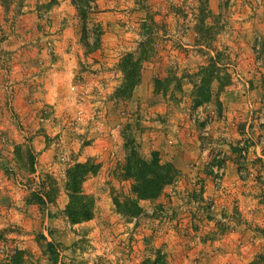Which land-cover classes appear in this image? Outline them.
Segmentation results:
<instances>
[{"label":"rangeland","instance_id":"obj_1","mask_svg":"<svg viewBox=\"0 0 264 264\" xmlns=\"http://www.w3.org/2000/svg\"><path fill=\"white\" fill-rule=\"evenodd\" d=\"M0 19V264H264V0H0ZM206 44L228 82L193 106ZM31 54L33 81L56 98L45 105L95 120L74 134L75 148L92 133L101 145L82 183L92 216L78 223L63 215L64 170L89 157L53 144L39 159L16 134L14 89L30 82L13 63ZM125 55L140 63L121 96ZM130 148L177 173L133 216L111 201L130 195L118 176ZM41 181L55 188L42 205L28 200Z\"/></svg>","mask_w":264,"mask_h":264},{"label":"trees","instance_id":"obj_2","mask_svg":"<svg viewBox=\"0 0 264 264\" xmlns=\"http://www.w3.org/2000/svg\"><path fill=\"white\" fill-rule=\"evenodd\" d=\"M75 7H77L74 4ZM213 55L207 58V62L199 66L194 73L199 77V83L193 85L192 105L197 106L209 100L210 85L217 82V91L228 82V73L225 72L224 63H218L219 51L212 50ZM227 57V56H226ZM224 58V57H223ZM140 60H133L130 55L121 58L119 67L122 70V81L117 89L121 96L128 95L138 81V69ZM223 68V69H222ZM224 70V72H222ZM222 72L223 76L220 75ZM223 79L221 80V78ZM226 78L225 81H223ZM220 80V81H219ZM162 86L156 80V87ZM164 86V84H163ZM162 86V87H163ZM201 121L198 126H202ZM246 147V145L244 144ZM241 150V147L238 149ZM263 152V149H261ZM98 164L88 158L83 162L74 161L64 170V192L67 202L63 208V215L71 222L78 223L92 216L91 199L82 191V183L89 176L96 173ZM175 168L168 162H161L155 152L149 159L141 157L134 149L130 148L126 154L124 165L118 171L120 179L129 180L128 192L130 195L113 194L112 204L117 212L126 215H136L140 212L138 199H153L158 196L164 185L169 184L176 176ZM40 188L30 193L29 201L44 204L54 199L55 188L52 182L45 184L40 182ZM18 264V263H16Z\"/></svg>","mask_w":264,"mask_h":264},{"label":"crops","instance_id":"obj_3","mask_svg":"<svg viewBox=\"0 0 264 264\" xmlns=\"http://www.w3.org/2000/svg\"><path fill=\"white\" fill-rule=\"evenodd\" d=\"M31 55L32 56L28 57L26 60L25 59L23 60V57H21V59L19 57L20 66L16 63H13L14 70L15 71L18 70L20 72L19 78L23 81L24 79L21 77H26L27 81L30 82V85L27 88L29 93L25 94L23 97L20 98L15 94L16 88L14 89V97L12 98V108L15 110V112L16 110L18 112L16 122L21 123L23 125L22 130H18L16 134L18 135L19 138L24 139L26 141V143L25 142L24 143L27 144V146L29 145L30 147L32 146L31 150L34 157L37 155V157L41 159L44 156L47 155L52 156L54 154L52 150L53 144L55 146L60 147L57 148V150L60 152H64L68 147L71 146H74L75 148V144L77 145V140L83 139V136L82 137L79 135L74 136V134H79L78 132H81L84 135V137L89 136V134L86 133L89 132L90 129L93 130L92 124L93 122H95V120H93L92 123L89 122L85 125L86 123L85 121L81 122V121L70 120L73 107L71 109V113L69 114L68 111L63 110L60 106L57 105H52V107L46 106L50 104L51 102L50 100L54 101L56 100V98L53 97L51 94L44 92L43 88L48 84L47 82H45L44 85L41 86L40 84L37 85L33 81V78H35L34 72L36 71L35 66L37 64L35 65L33 63V61L36 59V56L33 54ZM17 56L18 54L15 53L14 58ZM40 60L41 59H38V61ZM42 66L43 65H41V68ZM28 68L29 69L33 68V73H31L30 71L26 73L25 70H27ZM46 88L47 90H50L48 86H46ZM22 101H24L23 104ZM40 104L42 105L44 104L43 107L46 108V113L44 115L40 113L39 110ZM80 109L82 110V108ZM0 110L3 111L4 107L2 106ZM83 110H84L83 118L84 117L86 118L87 114L85 115V108H83ZM38 115L39 117L40 116L43 117V122L38 121ZM39 125H41L40 128ZM90 136L92 137V139L89 140L87 144H84L83 146L80 145L76 146L75 149L78 150V155L75 154L76 152L72 154V155H76V157L79 160L80 159L83 160L86 157L90 158L96 155V153L99 152L100 150L101 145L98 140L99 137L96 136V133L95 134L92 133L90 134ZM96 141H97L96 143L97 145H95ZM77 158L75 159L77 160Z\"/></svg>","mask_w":264,"mask_h":264}]
</instances>
